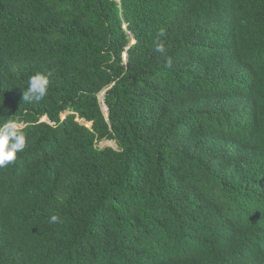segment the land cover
Here are the masks:
<instances>
[{
	"label": "trees",
	"instance_id": "obj_1",
	"mask_svg": "<svg viewBox=\"0 0 264 264\" xmlns=\"http://www.w3.org/2000/svg\"><path fill=\"white\" fill-rule=\"evenodd\" d=\"M10 119L0 264H264V0H0Z\"/></svg>",
	"mask_w": 264,
	"mask_h": 264
},
{
	"label": "clouds",
	"instance_id": "obj_2",
	"mask_svg": "<svg viewBox=\"0 0 264 264\" xmlns=\"http://www.w3.org/2000/svg\"><path fill=\"white\" fill-rule=\"evenodd\" d=\"M165 36L166 29L161 28L157 33V39L155 41V50L161 53L162 57L167 56L168 47H170V45L166 47L165 43L160 39ZM165 62L169 67H171V57H168ZM53 75L54 71H49L47 74H34L30 78L27 88H24L23 90L22 100L28 103L40 102L43 100L48 94L51 83L50 78ZM103 105L105 106L104 102ZM26 147L27 134L25 131V126L22 123L10 119L5 122L3 126H0V168H7L9 165L15 164L18 160V153L24 151ZM61 222L62 221L60 220V217L57 215H52L49 220V223L52 224Z\"/></svg>",
	"mask_w": 264,
	"mask_h": 264
},
{
	"label": "rangeland",
	"instance_id": "obj_3",
	"mask_svg": "<svg viewBox=\"0 0 264 264\" xmlns=\"http://www.w3.org/2000/svg\"><path fill=\"white\" fill-rule=\"evenodd\" d=\"M103 94L100 96V99L101 100H103ZM102 106H103V108H104V110H105V112L107 111L106 110V107L103 105V102H102ZM43 120H47L46 118H44ZM88 125H90V124H88ZM100 146H113V147H117V145H116V142H114V141H108V140H104V141H102L100 144H99Z\"/></svg>",
	"mask_w": 264,
	"mask_h": 264
}]
</instances>
